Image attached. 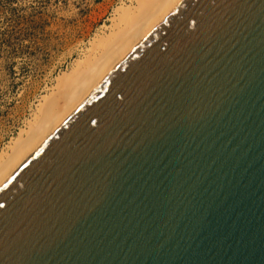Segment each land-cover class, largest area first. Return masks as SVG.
<instances>
[{"label": "water", "instance_id": "water-1", "mask_svg": "<svg viewBox=\"0 0 264 264\" xmlns=\"http://www.w3.org/2000/svg\"><path fill=\"white\" fill-rule=\"evenodd\" d=\"M0 264H264V0H185L0 188Z\"/></svg>", "mask_w": 264, "mask_h": 264}, {"label": "rangeland", "instance_id": "rangeland-1", "mask_svg": "<svg viewBox=\"0 0 264 264\" xmlns=\"http://www.w3.org/2000/svg\"><path fill=\"white\" fill-rule=\"evenodd\" d=\"M127 1L0 0V154L54 80Z\"/></svg>", "mask_w": 264, "mask_h": 264}, {"label": "bare ground", "instance_id": "bare-ground-1", "mask_svg": "<svg viewBox=\"0 0 264 264\" xmlns=\"http://www.w3.org/2000/svg\"><path fill=\"white\" fill-rule=\"evenodd\" d=\"M185 0H129L115 7L109 26L40 98L26 127L0 154V188L81 106L116 67Z\"/></svg>", "mask_w": 264, "mask_h": 264}]
</instances>
